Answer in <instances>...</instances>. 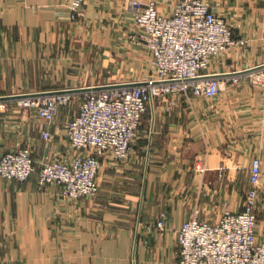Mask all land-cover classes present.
<instances>
[{"label":"crops","instance_id":"1","mask_svg":"<svg viewBox=\"0 0 264 264\" xmlns=\"http://www.w3.org/2000/svg\"><path fill=\"white\" fill-rule=\"evenodd\" d=\"M157 1L165 14L177 2ZM69 2L0 0V97L148 79L150 56L135 37L130 0H84L79 21H71ZM206 2L248 40L212 70L234 75L264 63V0ZM0 105V157L29 148L39 170L46 159L77 154L67 138L76 108L62 107L48 124L18 99ZM262 106L245 80L224 83L213 99H157L150 132L129 157L104 159L93 199H65L59 187L40 186L37 173L0 180V264H174L179 230L196 208L211 221L241 211L254 157L262 161L256 236L264 243Z\"/></svg>","mask_w":264,"mask_h":264},{"label":"built area","instance_id":"2","mask_svg":"<svg viewBox=\"0 0 264 264\" xmlns=\"http://www.w3.org/2000/svg\"><path fill=\"white\" fill-rule=\"evenodd\" d=\"M129 6L139 30L136 39L152 56V76L139 86L18 99L19 107L36 111L48 124L62 107L76 104V113L67 122V138L77 154L70 160L46 159L38 170L29 148L6 153L0 157V180L25 182L37 173L40 186L59 187L65 199H93L100 191L104 159L120 163L129 157L157 97L213 99L227 82L245 80L259 89L263 96L259 121L264 133V63L234 75L212 70L235 48L246 46L248 40L238 38L206 0H177L170 14L161 13L156 0H130ZM67 8L71 21H79L83 0H70ZM42 136L49 140L51 133L46 130ZM261 179L262 161L254 157L241 211L225 210L217 221H211L201 219L196 208L179 230L174 264H264V243L256 236ZM157 227L165 229V215Z\"/></svg>","mask_w":264,"mask_h":264},{"label":"water","instance_id":"3","mask_svg":"<svg viewBox=\"0 0 264 264\" xmlns=\"http://www.w3.org/2000/svg\"><path fill=\"white\" fill-rule=\"evenodd\" d=\"M144 84H145V82L111 84V85H102V86H95V87L66 89V90H62V91H51V92L35 93V94H22V95L5 96V97H0V100L21 99V98H27L30 96L45 95V94L82 93V92H87L90 90H101V89H108V88H114V87H132V86H139V85H144ZM153 119H154V116H153ZM153 122H154V120H153ZM148 159H149V153H148Z\"/></svg>","mask_w":264,"mask_h":264},{"label":"rangeland","instance_id":"4","mask_svg":"<svg viewBox=\"0 0 264 264\" xmlns=\"http://www.w3.org/2000/svg\"><path fill=\"white\" fill-rule=\"evenodd\" d=\"M157 1V0H156ZM157 3H158V1H157ZM83 4H84V0H83ZM82 17V16H81ZM136 29H137V31H139L138 30V28L136 27ZM137 35H138V33L135 35V37H137ZM133 39V38H132ZM144 44V43H143ZM145 45V44H144ZM145 47H146V45H145ZM146 50H147V52L149 53V56H150V58H149V77L148 78H150L151 76H152V74H153V72H152V69H151V64H150V61H151V59H152V56H151V53H150V51H149V49L146 47ZM121 84V83H120ZM220 94V93H219ZM173 96H179V97H183V98H185L184 96H182V95H173ZM173 96H165V97H157L156 98V100L157 99H161V100H163V99H166V98H170V97H173ZM186 99H188V98H186ZM190 99H193V98H190ZM155 100V101H156ZM154 106H155V103H154ZM68 107H70V109H73V107L74 108H76V104H71L70 106H68ZM155 108V107H154ZM154 108H153V105L150 107V110H149V112L146 114V116H145V119H144V122H143V124H142V126H141V129H140V131H139V133H138V136L140 135V133H142V132H150V124H151V121H152V110H154ZM138 136H137V138H138ZM136 138V139H137ZM251 166V165H250ZM249 169H250V167H249ZM249 185H250V183H248V187H249ZM261 187H262V179H261V183H260V186H259V188H258V196H257V212H258V199H259V196H260V190H261ZM248 189V188H247ZM247 189H246V191H245V193H244V196H243V206H244V199H245V194H246V192H247Z\"/></svg>","mask_w":264,"mask_h":264}]
</instances>
